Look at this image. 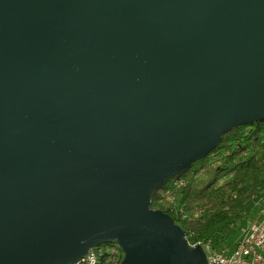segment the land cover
Returning a JSON list of instances; mask_svg holds the SVG:
<instances>
[{
  "label": "water",
  "instance_id": "obj_1",
  "mask_svg": "<svg viewBox=\"0 0 264 264\" xmlns=\"http://www.w3.org/2000/svg\"><path fill=\"white\" fill-rule=\"evenodd\" d=\"M264 119V0H0V264H207L150 207Z\"/></svg>",
  "mask_w": 264,
  "mask_h": 264
},
{
  "label": "trees",
  "instance_id": "obj_2",
  "mask_svg": "<svg viewBox=\"0 0 264 264\" xmlns=\"http://www.w3.org/2000/svg\"><path fill=\"white\" fill-rule=\"evenodd\" d=\"M165 193L177 196L176 208L163 207ZM263 193L264 119L225 133L204 158L193 162L187 171L170 177L153 194L150 207L169 214L190 244L222 248L228 245V230L245 227V216ZM256 197L258 200L254 202ZM197 212L199 217L194 216ZM115 244L96 247L100 264L111 258L106 248ZM116 255L120 262L123 256L120 248L116 249Z\"/></svg>",
  "mask_w": 264,
  "mask_h": 264
},
{
  "label": "built area",
  "instance_id": "obj_3",
  "mask_svg": "<svg viewBox=\"0 0 264 264\" xmlns=\"http://www.w3.org/2000/svg\"><path fill=\"white\" fill-rule=\"evenodd\" d=\"M262 202H264V193L258 204ZM261 213L263 214L261 219L247 223L241 230L239 239L232 251L229 252L227 246L222 248H213L210 245L203 246L207 264H264V209H261ZM114 247L116 253V249L119 247L117 244ZM106 251L110 252L108 248ZM98 252L97 248L90 249L86 253L88 255V263L86 264H100Z\"/></svg>",
  "mask_w": 264,
  "mask_h": 264
},
{
  "label": "rangeland",
  "instance_id": "obj_4",
  "mask_svg": "<svg viewBox=\"0 0 264 264\" xmlns=\"http://www.w3.org/2000/svg\"><path fill=\"white\" fill-rule=\"evenodd\" d=\"M164 199L162 200V205L164 208H168V207H174L176 208L178 205V199L177 196L171 194V193H165L163 194ZM257 198V197H256ZM258 200V198L254 201L256 202ZM261 209H264V202H262L261 204H256L250 207V210L248 211V214L245 216L244 221H246V223H249L251 221H255L258 219H261L263 214L261 213ZM181 210V209H180ZM200 212L195 213V217H199ZM241 230L239 229H230L227 232V236H228V240H227V247L229 252L232 251L239 239ZM192 245V244H191ZM108 249L110 250V253L112 254L111 258H109V260L107 262H105V264H119L120 262H118V255H116V253L114 252L115 247L114 246H108Z\"/></svg>",
  "mask_w": 264,
  "mask_h": 264
},
{
  "label": "bare ground",
  "instance_id": "obj_5",
  "mask_svg": "<svg viewBox=\"0 0 264 264\" xmlns=\"http://www.w3.org/2000/svg\"><path fill=\"white\" fill-rule=\"evenodd\" d=\"M261 195V194H260ZM79 263H82V264H86L88 263V255H85L80 261Z\"/></svg>",
  "mask_w": 264,
  "mask_h": 264
}]
</instances>
